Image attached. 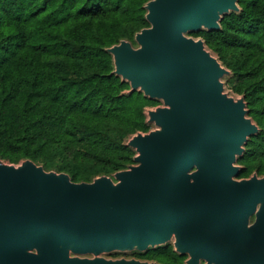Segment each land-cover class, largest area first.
<instances>
[{"label":"water","instance_id":"obj_1","mask_svg":"<svg viewBox=\"0 0 264 264\" xmlns=\"http://www.w3.org/2000/svg\"><path fill=\"white\" fill-rule=\"evenodd\" d=\"M145 8L150 25L136 45L123 39L107 51L129 92L163 102L146 112L156 127L128 139L134 164L89 182L31 159L0 160V264H162L104 254L171 241L185 264H264V175L237 178L259 126L245 97L225 92L231 71L189 35L220 30L238 0Z\"/></svg>","mask_w":264,"mask_h":264},{"label":"trees","instance_id":"obj_2","mask_svg":"<svg viewBox=\"0 0 264 264\" xmlns=\"http://www.w3.org/2000/svg\"><path fill=\"white\" fill-rule=\"evenodd\" d=\"M149 0H0V160L31 159L75 182L112 175L134 164L128 139L148 132L147 109L161 101L129 92L114 73L107 48L150 24ZM240 12L204 39L245 97L259 131L238 157L240 177L264 175V0H238ZM137 258L184 264L172 246L136 252Z\"/></svg>","mask_w":264,"mask_h":264},{"label":"rangeland","instance_id":"obj_3","mask_svg":"<svg viewBox=\"0 0 264 264\" xmlns=\"http://www.w3.org/2000/svg\"><path fill=\"white\" fill-rule=\"evenodd\" d=\"M229 76V75H228ZM228 76L223 77V82H224V86H225V92H228L230 95H233L235 97H237L238 95L235 94L232 89L230 88L229 84L227 83L228 80ZM159 105H164L163 102L161 101V103ZM150 108H155V107H150ZM156 126L153 125V128H155ZM134 251H130V252H113L110 254H104V255H112V256H122V257H135V254L133 253Z\"/></svg>","mask_w":264,"mask_h":264},{"label":"flooded vegetation","instance_id":"obj_4","mask_svg":"<svg viewBox=\"0 0 264 264\" xmlns=\"http://www.w3.org/2000/svg\"><path fill=\"white\" fill-rule=\"evenodd\" d=\"M238 164H240V163H238ZM241 165V164H240ZM242 166V165H241ZM242 168H243V166H242ZM241 171H242V169H241ZM241 171H240V173H241ZM240 173H239V175L237 176V178L238 179H241V178H248V177H240ZM259 176H263V175H259ZM250 177V176H249ZM255 219H256V214H253L252 216H251V218H250V222L252 223V222H254L255 221ZM165 246H172L173 247V249H174V251L175 252H177L176 250H175V246H174V241H171V242H168L167 244H165ZM117 253H120V252H117ZM134 253V252H133ZM178 254H180L179 252H177ZM180 255H183V254H180ZM106 258H113V259H115V258H121L122 256H112V255H104ZM183 256H185V261H186V259L188 258V255H183ZM84 257V256H83ZM86 257H92V255H86ZM125 258H137V255H135V257H125ZM207 262L205 261V260H201V263L200 264H206ZM185 264V263H184Z\"/></svg>","mask_w":264,"mask_h":264}]
</instances>
